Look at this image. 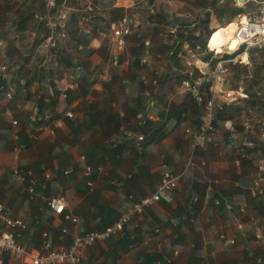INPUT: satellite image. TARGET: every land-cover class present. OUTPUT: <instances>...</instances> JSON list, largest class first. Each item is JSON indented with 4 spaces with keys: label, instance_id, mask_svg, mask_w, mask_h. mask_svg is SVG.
<instances>
[{
    "label": "crops",
    "instance_id": "obj_1",
    "mask_svg": "<svg viewBox=\"0 0 264 264\" xmlns=\"http://www.w3.org/2000/svg\"><path fill=\"white\" fill-rule=\"evenodd\" d=\"M184 3L0 0V203L12 215L27 226L39 215L40 232L68 246L153 192L163 172L179 177L170 201L85 247L80 264H264V195L250 191L264 175V106L246 107L242 82L227 80L236 94L224 103L229 117L186 167L202 102L170 73L211 67L186 41L179 59L162 52L161 17ZM15 167L31 175L20 182ZM60 195L77 224L48 208ZM0 264L23 263L2 253Z\"/></svg>",
    "mask_w": 264,
    "mask_h": 264
},
{
    "label": "built area",
    "instance_id": "obj_2",
    "mask_svg": "<svg viewBox=\"0 0 264 264\" xmlns=\"http://www.w3.org/2000/svg\"><path fill=\"white\" fill-rule=\"evenodd\" d=\"M217 4L224 3L227 0H213ZM233 6L240 9L231 22L234 23L232 37L238 39V43L234 49H229L228 42L217 47L211 48L208 45L212 35L216 29L212 31L206 41V48L211 51L214 56L219 59L210 71L204 76H194L193 69L185 68L181 70L183 76V85L189 95L196 101L203 102V111L200 116L198 127L192 131L188 130L191 136V152L186 167L195 165L194 153L204 148L206 142L215 133L214 121L216 118V110L221 109L228 99H235L236 94L227 87V77L229 74V63H242L238 57L241 54H247V49L257 47L264 49V0H230ZM212 11L207 6L204 12ZM229 22V23H231ZM174 31V30H173ZM172 31V32H173ZM128 33V29H116L114 33ZM54 45V44H52ZM243 45L242 52L233 55L230 58H221L223 53H233ZM5 67L2 66V69ZM10 97L9 93H6ZM246 96V94H243ZM71 116V113H67ZM144 135L139 134L137 138L142 140ZM200 165L205 164L200 161ZM90 171L89 167L85 168V174ZM16 180L24 182L26 176L31 175V170H23L19 167L14 168ZM177 176H172L168 172H163L158 182H156L155 190L150 194L143 196L138 202L134 203L130 209L122 213L114 222L107 225L101 231H89L84 234L73 235L72 241L68 246L61 244H52L47 238V232L42 234V242L39 248L28 249L16 240L17 231L25 229L27 222L21 218L12 215V213L0 203V255L7 253L13 259L19 260L23 264H80L82 251L85 247L92 245L97 241H105L112 235L122 231L131 223L132 217L140 213L145 207L152 206L161 201H170V192L178 187ZM91 185V181H87ZM32 184L29 191H32ZM250 191L252 195H264V175L250 180ZM48 206L56 214H62L73 224H77L78 219L66 210L67 201L62 195L51 197L47 201ZM245 202L238 203L241 211L245 210ZM226 208H231V203L225 204ZM65 232V229L62 230Z\"/></svg>",
    "mask_w": 264,
    "mask_h": 264
},
{
    "label": "trees",
    "instance_id": "obj_3",
    "mask_svg": "<svg viewBox=\"0 0 264 264\" xmlns=\"http://www.w3.org/2000/svg\"><path fill=\"white\" fill-rule=\"evenodd\" d=\"M193 4L201 9H205L207 6H209L210 8H212V11H206L204 17L198 19L197 23H195V25L190 29H187L189 23H185V21H183V19H181L180 17H173L168 15L161 17L162 23H164V27H166L168 31V37L166 41L162 43V52L167 54V58L179 59V56H181V47L183 45V42L186 41L190 48L202 53V59L204 61H207L209 66L212 68L218 61L219 57L214 56L211 51L207 50L206 41L210 33L217 28L215 33L212 35L208 45L211 48L223 45L225 41L221 38V36H219V30L222 28L221 26H224L227 23L231 22L233 20L234 15L239 12L240 9L235 8L230 0H227L221 4H217L213 0H196L193 2ZM211 15H214L215 17L220 19H224V24L211 28L209 26ZM158 17L160 16L158 15ZM173 28L174 31L172 32L171 29ZM140 47L143 53L150 50V48L144 43H142ZM243 49L244 46L241 45L239 49L235 52L233 51V53H223L221 55V58L226 59L233 57V55L242 52ZM246 52L248 54V63H239L238 65L232 67L231 71L228 74L227 80L233 88H237L240 82H244L241 86L242 92L246 94V96L242 99L244 101V105L246 107H254L256 109H261L264 106V95L262 96L260 94V91L264 90V49L253 47L247 49ZM138 60H141V58L135 57L134 62L138 63ZM249 64L251 65V67H248ZM176 72L178 74H181V72L179 71H172L170 73V76L175 75ZM201 109L203 111V102L201 103ZM228 117L229 116L227 114L225 104H223L221 109L216 110L214 126H219L217 120L220 119L223 122L224 119ZM203 193L204 191L201 192L200 195H203ZM191 209L192 206L190 208L187 207L188 211H191ZM41 219L42 218L39 215L32 217V222L29 224V226L33 232H30L29 226H27L26 229L17 231V233H15L16 240L23 245L30 244L35 248H39L42 242L43 234L42 232H40ZM55 232L58 231L55 230ZM2 259L4 261V257Z\"/></svg>",
    "mask_w": 264,
    "mask_h": 264
},
{
    "label": "rangeland",
    "instance_id": "obj_4",
    "mask_svg": "<svg viewBox=\"0 0 264 264\" xmlns=\"http://www.w3.org/2000/svg\"><path fill=\"white\" fill-rule=\"evenodd\" d=\"M185 1H186V3L181 4V6L176 10V13H179V14L175 15V16L180 17L181 19H183V21H185V23L186 22L189 23V26H187V29H190L191 27H193L195 25V23H197L198 19L204 17V14L206 12H204V9H201L198 6L193 4V2L196 1V0H185ZM223 24H224V19H220V18L215 17L214 15H211L210 23H209V26L211 28H214V27H216L218 25H223ZM163 29H164L163 38H164V41H166V39L168 37L167 36V32L168 31H167V28H163ZM219 36H220V33H219ZM228 46L230 47L229 44H228ZM234 48L235 47H233L232 49H234ZM191 50H192V52L196 53L195 49L191 48ZM191 58H193V57H191ZM238 64L239 63H229L227 65L228 69H229V72L231 71L232 67H234L235 65H238ZM229 79H230V76H229ZM243 83L244 82H242L241 84L243 85ZM228 84H229V82H228ZM260 94L263 96L264 95V90L260 91ZM245 114H247V113H245Z\"/></svg>",
    "mask_w": 264,
    "mask_h": 264
},
{
    "label": "bare ground",
    "instance_id": "obj_5",
    "mask_svg": "<svg viewBox=\"0 0 264 264\" xmlns=\"http://www.w3.org/2000/svg\"><path fill=\"white\" fill-rule=\"evenodd\" d=\"M233 29H234V23L231 22V23H227L226 25L222 26V28L219 30L221 38L225 41V43L226 42L229 43L230 45L229 49L236 47L237 43L239 42L238 39L236 38L231 39ZM217 49L219 50L220 48L218 47Z\"/></svg>",
    "mask_w": 264,
    "mask_h": 264
}]
</instances>
